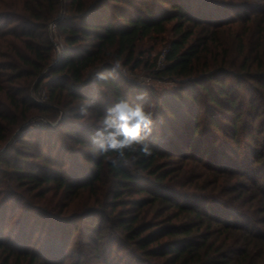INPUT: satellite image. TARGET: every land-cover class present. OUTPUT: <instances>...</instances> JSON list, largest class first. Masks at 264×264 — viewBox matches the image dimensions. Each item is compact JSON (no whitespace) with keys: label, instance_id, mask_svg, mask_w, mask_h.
Instances as JSON below:
<instances>
[{"label":"trees","instance_id":"1","mask_svg":"<svg viewBox=\"0 0 264 264\" xmlns=\"http://www.w3.org/2000/svg\"><path fill=\"white\" fill-rule=\"evenodd\" d=\"M165 35L175 87L120 73ZM120 99L151 156L92 143ZM0 264H264V0H0Z\"/></svg>","mask_w":264,"mask_h":264},{"label":"clouds","instance_id":"2","mask_svg":"<svg viewBox=\"0 0 264 264\" xmlns=\"http://www.w3.org/2000/svg\"><path fill=\"white\" fill-rule=\"evenodd\" d=\"M108 79V74L100 72L97 80ZM142 100L143 96H138ZM96 99L85 101L78 109L82 116H87L95 105ZM153 113L141 104H133L130 100L120 99L109 107L104 115L101 127L94 131L92 143L98 146L100 155L115 153L119 160H126L127 153H134L140 147L145 156L152 155V148L147 143L153 133ZM111 159V157H108ZM116 163V160H113Z\"/></svg>","mask_w":264,"mask_h":264},{"label":"rangeland","instance_id":"3","mask_svg":"<svg viewBox=\"0 0 264 264\" xmlns=\"http://www.w3.org/2000/svg\"><path fill=\"white\" fill-rule=\"evenodd\" d=\"M49 28L55 42L57 43V41H61L62 38L58 34L54 22L50 23ZM169 39L170 35H165L144 40L139 47L141 48V51H144V55L141 56L147 63H144L135 69H133L130 65H123L119 63L120 73L123 76L136 80L141 86L154 87L158 91L163 92L175 87L177 85L176 78L162 74H155L157 70H161L165 66L166 61L164 54L168 49L167 41ZM42 98V96L36 95L35 99L42 102Z\"/></svg>","mask_w":264,"mask_h":264},{"label":"built area","instance_id":"4","mask_svg":"<svg viewBox=\"0 0 264 264\" xmlns=\"http://www.w3.org/2000/svg\"><path fill=\"white\" fill-rule=\"evenodd\" d=\"M164 56H165V54H164ZM164 58V57H163Z\"/></svg>","mask_w":264,"mask_h":264}]
</instances>
